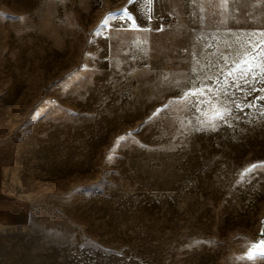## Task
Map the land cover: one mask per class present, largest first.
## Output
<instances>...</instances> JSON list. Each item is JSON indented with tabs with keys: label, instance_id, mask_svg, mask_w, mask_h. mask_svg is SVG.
Wrapping results in <instances>:
<instances>
[{
	"label": "rangeland",
	"instance_id": "1",
	"mask_svg": "<svg viewBox=\"0 0 264 264\" xmlns=\"http://www.w3.org/2000/svg\"><path fill=\"white\" fill-rule=\"evenodd\" d=\"M259 29L264 0H0V142L29 205L0 264H264V117L208 130L181 99Z\"/></svg>",
	"mask_w": 264,
	"mask_h": 264
},
{
	"label": "snow or ice",
	"instance_id": "2",
	"mask_svg": "<svg viewBox=\"0 0 264 264\" xmlns=\"http://www.w3.org/2000/svg\"><path fill=\"white\" fill-rule=\"evenodd\" d=\"M136 0H129V5H132ZM149 4L153 0H147ZM235 3L236 0H220L221 7L224 11L228 10L229 3ZM114 14L110 13L102 21V25L107 28L109 19L113 18ZM120 18L126 22H130L127 25H121V27L127 26L131 30H140V26L136 24L135 16L125 7L121 10ZM150 19V17H149ZM226 23V21H222ZM163 29H157V31H162ZM236 36H245L246 40L237 41V51L235 57L224 56L225 66H227V71L223 68L220 69L219 74L216 75L215 80L206 73L203 78L197 76V80H200L201 86L199 88L195 87V82L193 87L184 92L181 99L189 100L190 98L200 97L205 103L201 104V99H193L192 104L196 108H209L213 110V115L208 118V123L210 125L208 130H215V121H225L227 118L233 115V112L243 113L244 109L255 108L257 114L260 117H264V95L255 96L254 99L248 100L253 93L260 91L264 93V87L257 89V84H264V29L254 30L251 32L235 33ZM232 48V45H229ZM211 65H209V68ZM219 67V65H217ZM195 72L196 69L193 68ZM223 79L226 83L221 86L220 81ZM208 80H213V86L209 87L206 83ZM178 83V82H177ZM239 93V96H237ZM209 95L211 98L209 99ZM223 97V99H221ZM168 106H165L167 108ZM164 109H157L153 113V117H157L160 112ZM150 118V119H152ZM239 118V117H238ZM199 130V129H198ZM129 136L131 133L128 134ZM123 139V138H120ZM257 165H252L247 171L255 169ZM255 247L260 250L264 247V241L260 244L255 245ZM256 254L264 255V251L249 253L250 258Z\"/></svg>",
	"mask_w": 264,
	"mask_h": 264
},
{
	"label": "crops",
	"instance_id": "3",
	"mask_svg": "<svg viewBox=\"0 0 264 264\" xmlns=\"http://www.w3.org/2000/svg\"><path fill=\"white\" fill-rule=\"evenodd\" d=\"M16 140L9 138L0 142V224L13 225L26 223L29 218V205L15 199L8 190L7 175L15 159Z\"/></svg>",
	"mask_w": 264,
	"mask_h": 264
},
{
	"label": "water",
	"instance_id": "4",
	"mask_svg": "<svg viewBox=\"0 0 264 264\" xmlns=\"http://www.w3.org/2000/svg\"><path fill=\"white\" fill-rule=\"evenodd\" d=\"M260 233H261V234H264V224H263V226H262V228H261Z\"/></svg>",
	"mask_w": 264,
	"mask_h": 264
}]
</instances>
